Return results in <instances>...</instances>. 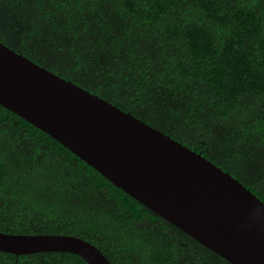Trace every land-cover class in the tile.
I'll return each mask as SVG.
<instances>
[{"label":"trees","instance_id":"obj_1","mask_svg":"<svg viewBox=\"0 0 264 264\" xmlns=\"http://www.w3.org/2000/svg\"><path fill=\"white\" fill-rule=\"evenodd\" d=\"M0 41L215 163L264 202V0H0ZM0 231L111 264H231L0 105ZM0 264H87L0 251Z\"/></svg>","mask_w":264,"mask_h":264},{"label":"water","instance_id":"obj_2","mask_svg":"<svg viewBox=\"0 0 264 264\" xmlns=\"http://www.w3.org/2000/svg\"><path fill=\"white\" fill-rule=\"evenodd\" d=\"M0 105L231 264H264V202L228 171L159 129L0 41ZM16 256L69 252L111 264L68 234L0 231Z\"/></svg>","mask_w":264,"mask_h":264}]
</instances>
